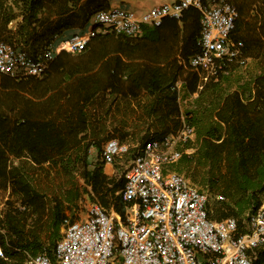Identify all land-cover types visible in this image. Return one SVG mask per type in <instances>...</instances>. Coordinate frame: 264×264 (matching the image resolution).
<instances>
[{"label": "trees", "instance_id": "obj_1", "mask_svg": "<svg viewBox=\"0 0 264 264\" xmlns=\"http://www.w3.org/2000/svg\"><path fill=\"white\" fill-rule=\"evenodd\" d=\"M229 2L238 14L229 39L242 44L246 67L223 58L217 74L205 79L204 68L190 64L200 51L202 30L201 12L190 7L179 19L145 26L137 37L109 32L92 37L84 54V108L101 85L123 95L136 87L156 95L148 115L138 116L151 118L154 128L134 130L149 135L141 145L177 135L185 125L193 128L171 169L210 194L212 220L233 217L241 227L264 200V0ZM107 5L106 0H0V40L36 57L65 32L85 30ZM69 74L68 79L75 77ZM35 80L0 73V264L54 256L67 211L84 195L80 178L108 213L124 215L126 208L119 194L126 178L109 177L103 161L90 167L91 151L103 152L102 142L83 143L88 133L82 134V123L90 116L69 114L80 103H66L57 108L58 116L40 117L32 97ZM121 119L127 123L128 116ZM118 133L125 142L128 131ZM114 137L109 133L105 141ZM53 172L64 180L57 189L45 183ZM256 263L264 264V246Z\"/></svg>", "mask_w": 264, "mask_h": 264}, {"label": "built area", "instance_id": "obj_2", "mask_svg": "<svg viewBox=\"0 0 264 264\" xmlns=\"http://www.w3.org/2000/svg\"><path fill=\"white\" fill-rule=\"evenodd\" d=\"M190 7L201 12L202 25L200 51L190 64L204 68L205 79L217 74L223 58L246 67L242 44L229 39L238 15L229 0H178L140 13L110 6L93 16L97 29L73 34L60 50L82 53L98 33L137 37L145 26H158L167 17L179 19ZM54 57L52 46L34 57L0 40V73L14 78L43 77ZM191 136L193 128L185 125L177 135L151 138L135 147L109 139L102 152L105 167L132 156L119 192L126 203L124 215L91 204L85 219L64 220L53 257L41 253L27 264H257L264 246V200L247 215L244 229L233 217L212 220L210 194L171 169L183 155L180 143Z\"/></svg>", "mask_w": 264, "mask_h": 264}, {"label": "crops", "instance_id": "obj_3", "mask_svg": "<svg viewBox=\"0 0 264 264\" xmlns=\"http://www.w3.org/2000/svg\"><path fill=\"white\" fill-rule=\"evenodd\" d=\"M175 1L178 0H106L108 7L120 6L137 13L147 11L151 7L163 3ZM76 32L75 30H69L64 33L63 37L56 41L54 46H52L55 57L50 63L46 75L34 81L32 97L34 100L35 112L39 114L40 117L51 118L54 115L58 116L57 108L61 105L70 103L69 106H72L80 103V106H77L76 109L72 106L69 114H80L83 117L84 115L86 117L90 116L85 126L84 121L82 123V134L85 135L84 131L88 133L87 138L83 139L84 145L102 142L104 146L107 142V140L105 141L107 134L110 133L115 135L114 138H120V133L115 134V130H125L126 134L128 131L125 142L130 143L132 131L137 129L145 131L154 129L151 126V118H145L143 120L138 119V116L148 115L147 109H149L152 100L157 97L156 95L150 94L144 87L132 88L127 91V95H123L112 92L111 90H104L105 86L101 85L98 93L91 101L89 100L87 102L84 108V54H87V52L76 54L60 50L61 43ZM60 70L65 71L63 79L60 77ZM70 72H73L75 75L73 79H68L66 76V73L69 74ZM97 73L100 72L97 71ZM142 81L144 82V80ZM178 87H181L180 82ZM122 116H128L127 123L123 124L121 121ZM131 116L135 117L131 118ZM149 125L151 126L150 128L148 127ZM93 131L94 136L92 135ZM103 131H106V133ZM124 157L130 156H123L122 158ZM113 166H104L105 173L111 178H113L112 175H114L116 171V169L113 170ZM110 169L114 171V173L112 172L113 174L108 172ZM112 210L114 209H111V211ZM68 212L69 211H67V214Z\"/></svg>", "mask_w": 264, "mask_h": 264}, {"label": "rangeland", "instance_id": "obj_4", "mask_svg": "<svg viewBox=\"0 0 264 264\" xmlns=\"http://www.w3.org/2000/svg\"><path fill=\"white\" fill-rule=\"evenodd\" d=\"M170 3H172V2H170ZM94 25H95V23L93 22V18H92L90 24L87 26V28L85 30H76V31L80 32V33L87 34L90 31V29L92 28V26H94ZM133 117H135V116H131V118H133ZM148 137H149V135L145 131H142V132L133 131L132 137L130 139V144L133 147H135L137 145L140 146L142 144V142L145 140L144 138L148 139ZM131 159H132V156L126 157V158L124 157L122 159H117L116 163L113 166V170L116 169L115 173L112 169L108 170V172L110 174L114 173V175H112L113 178H116V179H119L122 177L126 178L128 172H129V166H130L129 164H130ZM98 161H100V162L103 161L102 155H99L97 150L93 149L91 151V154L89 157V162L91 164L90 167L92 168L94 164L98 163ZM63 182H64V180L58 174L53 172L51 177L49 179H47L45 183L49 187L57 189V187L59 186V183H63ZM79 182H80V186L84 185V195L82 197V200H79L77 204H74V206H72L71 210H69V212H68V217L72 218L73 220L84 219L87 215V211H88L89 206L93 203H98L90 195L91 188L87 185L85 180L80 178ZM241 228L242 229L245 228V222L241 225ZM62 231H63V229H62Z\"/></svg>", "mask_w": 264, "mask_h": 264}, {"label": "clouds", "instance_id": "obj_5", "mask_svg": "<svg viewBox=\"0 0 264 264\" xmlns=\"http://www.w3.org/2000/svg\"><path fill=\"white\" fill-rule=\"evenodd\" d=\"M92 28H93V29H95V28L97 29L98 27H95V25H94V26H92ZM76 33H80V32H76ZM74 34H75V33H74ZM98 34H99V33H98ZM72 35H73V34H72ZM72 35H71V36H72ZM71 36H70V37H71ZM67 39H68V38H67ZM85 51H86V50H85ZM85 51H84V52H85Z\"/></svg>", "mask_w": 264, "mask_h": 264}]
</instances>
